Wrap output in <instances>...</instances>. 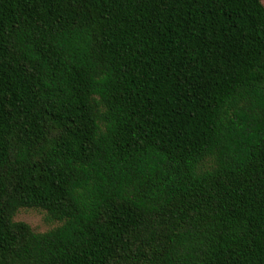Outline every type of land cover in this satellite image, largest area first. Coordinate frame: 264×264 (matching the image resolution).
Wrapping results in <instances>:
<instances>
[{"label": "trees", "instance_id": "obj_1", "mask_svg": "<svg viewBox=\"0 0 264 264\" xmlns=\"http://www.w3.org/2000/svg\"><path fill=\"white\" fill-rule=\"evenodd\" d=\"M0 264H264V0H0Z\"/></svg>", "mask_w": 264, "mask_h": 264}, {"label": "rangeland", "instance_id": "obj_2", "mask_svg": "<svg viewBox=\"0 0 264 264\" xmlns=\"http://www.w3.org/2000/svg\"><path fill=\"white\" fill-rule=\"evenodd\" d=\"M14 220L27 223L38 233H45L60 226L58 222L49 221L46 212L40 209H21Z\"/></svg>", "mask_w": 264, "mask_h": 264}]
</instances>
